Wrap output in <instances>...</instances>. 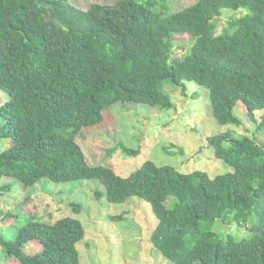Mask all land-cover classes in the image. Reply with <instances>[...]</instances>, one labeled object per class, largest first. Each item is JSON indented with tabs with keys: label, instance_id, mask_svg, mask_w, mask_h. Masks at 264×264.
<instances>
[{
	"label": "trees",
	"instance_id": "trees-1",
	"mask_svg": "<svg viewBox=\"0 0 264 264\" xmlns=\"http://www.w3.org/2000/svg\"><path fill=\"white\" fill-rule=\"evenodd\" d=\"M71 1L0 0V94L8 99L0 107V145L11 142L0 152V182L14 178L33 187L42 180H98L106 190L96 193L99 200L150 203L158 219L151 241L172 264H264V148L255 139L233 131L209 137L213 156L232 168L215 177L151 161L123 177L90 165L78 142L119 103L172 110L167 83L183 93L188 83L207 88L220 125L241 126L239 107L257 124L256 137L262 134L264 0H196L174 11L172 0H116L88 10ZM183 35L193 43L179 57L174 40ZM120 148L125 157L139 155ZM12 189L0 187V194ZM72 208L83 211L79 204ZM38 214L14 240L0 237L5 256L21 264H81L82 222H48ZM219 223L250 234L224 236ZM35 241L42 250L25 254Z\"/></svg>",
	"mask_w": 264,
	"mask_h": 264
},
{
	"label": "rangeland",
	"instance_id": "rangeland-1",
	"mask_svg": "<svg viewBox=\"0 0 264 264\" xmlns=\"http://www.w3.org/2000/svg\"><path fill=\"white\" fill-rule=\"evenodd\" d=\"M186 1V2H185ZM77 7L88 10L92 4L113 5L116 0H72ZM196 0H172L171 10L185 8ZM241 12L238 15H244ZM231 13L220 20L224 27ZM193 39L189 35L174 40L175 54L184 57L191 52ZM163 91L170 95L173 109L159 110L154 107L134 103H119L105 114V122L95 128H87L78 142L88 163L92 166L111 167L123 177L130 176L148 161L158 166H172L183 173L205 171L215 177L232 171L222 161L213 156L208 139L227 131L236 136L255 139L264 148V132L256 137L257 124L239 107L237 115L241 126H222L214 118L210 104V92L196 83H188L185 93L181 89L165 84ZM0 94V107L7 101ZM261 114L257 120L261 121ZM119 145L139 151L135 157H125ZM11 142L0 145V152L9 149ZM12 185L11 192L0 194V237L14 240L19 229L29 216L40 217L55 222L62 217H71L82 222L86 236L77 248L81 264H172L155 248L151 241L158 219L152 206L138 197L129 198L124 204H112L106 197L97 199L96 193L106 192L98 180L77 181L54 184L42 180L33 187L14 178H4L0 187ZM72 204L83 207L76 214ZM47 210V213L45 211ZM124 215L120 222L112 217ZM222 235H227L230 226L219 223ZM231 233L237 238L249 236L246 229L236 226ZM42 250V244L35 241L25 248V254L33 256ZM0 264H21L5 256L0 247Z\"/></svg>",
	"mask_w": 264,
	"mask_h": 264
}]
</instances>
